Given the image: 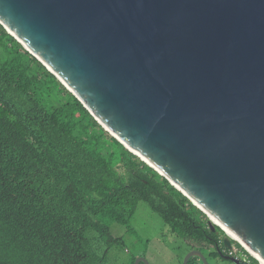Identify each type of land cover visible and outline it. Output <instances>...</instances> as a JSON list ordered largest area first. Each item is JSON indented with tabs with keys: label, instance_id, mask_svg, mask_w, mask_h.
Returning a JSON list of instances; mask_svg holds the SVG:
<instances>
[{
	"label": "water",
	"instance_id": "95a60500",
	"mask_svg": "<svg viewBox=\"0 0 264 264\" xmlns=\"http://www.w3.org/2000/svg\"><path fill=\"white\" fill-rule=\"evenodd\" d=\"M0 25L264 262V0H0Z\"/></svg>",
	"mask_w": 264,
	"mask_h": 264
},
{
	"label": "trees",
	"instance_id": "16d2710c",
	"mask_svg": "<svg viewBox=\"0 0 264 264\" xmlns=\"http://www.w3.org/2000/svg\"><path fill=\"white\" fill-rule=\"evenodd\" d=\"M139 203L171 235L206 242V215L0 25V264H106L121 244L111 227L131 232Z\"/></svg>",
	"mask_w": 264,
	"mask_h": 264
},
{
	"label": "rangeland",
	"instance_id": "374dc122",
	"mask_svg": "<svg viewBox=\"0 0 264 264\" xmlns=\"http://www.w3.org/2000/svg\"><path fill=\"white\" fill-rule=\"evenodd\" d=\"M130 226L131 232L117 225L111 227L112 235L120 238L121 244L109 250L106 264H135L138 259L148 264H183L188 247L171 235L144 203L138 204Z\"/></svg>",
	"mask_w": 264,
	"mask_h": 264
},
{
	"label": "flooded vegetation",
	"instance_id": "af4514ba",
	"mask_svg": "<svg viewBox=\"0 0 264 264\" xmlns=\"http://www.w3.org/2000/svg\"><path fill=\"white\" fill-rule=\"evenodd\" d=\"M202 232L206 242H203L204 244L201 246L181 239L188 247L185 257L191 253H199L203 256L206 264H259L256 259L238 248L233 237L229 236L220 226L215 224L210 226L209 221L206 220ZM189 263L204 264L201 258L196 255H192L188 259L187 264Z\"/></svg>",
	"mask_w": 264,
	"mask_h": 264
},
{
	"label": "bare ground",
	"instance_id": "6f19581e",
	"mask_svg": "<svg viewBox=\"0 0 264 264\" xmlns=\"http://www.w3.org/2000/svg\"><path fill=\"white\" fill-rule=\"evenodd\" d=\"M211 218V217H210ZM211 221L213 222V223H215V224H218V223H216L212 218H211ZM225 230V229H224ZM225 232L229 235V236H231V237H233L231 234H229L226 230H225ZM234 238V237H233ZM235 239V238H234ZM235 240H237V239H235ZM238 241V240H237ZM243 246V245H242ZM245 247V246H244ZM246 248V247H245ZM247 249V248H246ZM247 250H249V249H247ZM261 263L260 264H264V262H262V261H260Z\"/></svg>",
	"mask_w": 264,
	"mask_h": 264
},
{
	"label": "clouds",
	"instance_id": "9594fccd",
	"mask_svg": "<svg viewBox=\"0 0 264 264\" xmlns=\"http://www.w3.org/2000/svg\"><path fill=\"white\" fill-rule=\"evenodd\" d=\"M198 209V208H197ZM202 212V211H201ZM203 213V212H202ZM207 217V216H206ZM208 218V217H207ZM208 221H209V219H208ZM235 240V239H234ZM237 243H238V241L237 240H235ZM239 244V243H238ZM240 245V244H239ZM241 246V245H240ZM241 248L246 252V253H248L247 251H246V249H244V247H242L241 246ZM249 254V253H248ZM250 255V254H249ZM251 256V255H250ZM259 264H260V262H259Z\"/></svg>",
	"mask_w": 264,
	"mask_h": 264
}]
</instances>
